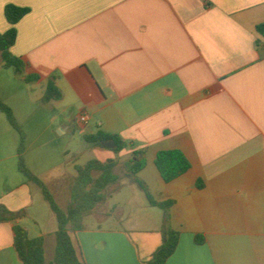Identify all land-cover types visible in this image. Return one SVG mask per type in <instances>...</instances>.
I'll list each match as a JSON object with an SVG mask.
<instances>
[{
  "label": "crops",
  "instance_id": "1",
  "mask_svg": "<svg viewBox=\"0 0 264 264\" xmlns=\"http://www.w3.org/2000/svg\"><path fill=\"white\" fill-rule=\"evenodd\" d=\"M6 5L29 9L10 50L28 67L14 79L38 90L49 126L82 144L78 151L61 148L55 174L44 178L34 164L41 155L28 162L24 137L28 170L68 206L75 176L69 169L75 172L82 154L117 162V182L86 216L96 223L84 222L74 235L81 261L146 264L171 228L179 240L164 264H264V40L255 33L264 0H0V33L10 27ZM32 74L39 81L25 83ZM48 81L59 100L42 101ZM0 98L17 125V112L30 113L24 97L17 109ZM80 114L88 117L84 127ZM14 131L0 113V204L20 214L0 223V264H22L14 224L30 239L43 238L50 264L56 218L18 172ZM78 131L118 135L126 148L111 154ZM170 150L181 152L190 169L165 183L154 159ZM134 153L145 166L130 177L121 163ZM137 182L155 201H172L171 208L151 207Z\"/></svg>",
  "mask_w": 264,
  "mask_h": 264
},
{
  "label": "trees",
  "instance_id": "2",
  "mask_svg": "<svg viewBox=\"0 0 264 264\" xmlns=\"http://www.w3.org/2000/svg\"><path fill=\"white\" fill-rule=\"evenodd\" d=\"M29 13L28 8H21L14 5H6L3 9V16L10 26L7 31L0 33V61L4 69L12 68L17 76H21L28 64L21 58L13 56L10 52L16 40V24ZM255 33L264 40V22L255 26ZM264 58V50L261 51ZM39 76L32 74L25 76V83H34L39 81ZM60 92L55 88L52 81L45 85L42 101L59 100ZM0 113L3 114L8 124L18 133L19 141L17 146V169L18 172L29 181L36 185L43 199L48 204L54 214L57 223V230L54 235L55 246L54 254L50 264H84L81 261L75 242L74 235L79 231L86 229V216L93 209L105 200V190L109 185L115 184L118 176L114 174V168L117 166L115 160H108L101 163L97 160H90L84 165H77L74 168L75 176L72 179L69 190V204L66 209H60L54 202L50 193L46 190L42 182L35 177L26 167L22 154L24 151V136L21 133L11 108L0 98ZM84 140L87 143L101 145L103 142L111 141L114 143L113 151L119 152L126 148L125 143L118 135L104 134L97 132L95 134H84ZM154 165L165 183H169L190 169V164L181 152L176 150L160 151L156 154ZM122 169L127 176L134 177L145 166V159L142 154L134 153L131 158L121 163ZM143 190L148 204L151 207L167 211L173 205L172 201L157 202L147 192L146 188L140 182H137ZM198 189L201 184H196ZM20 214H11L0 204V223L13 221ZM14 249L18 259L22 264H45L44 259V240L41 237L30 239L25 229L20 225L12 226ZM179 240L178 232L168 228L166 230V241L156 249L146 264H164L174 252ZM196 243L203 242V238L196 237Z\"/></svg>",
  "mask_w": 264,
  "mask_h": 264
},
{
  "label": "rangeland",
  "instance_id": "3",
  "mask_svg": "<svg viewBox=\"0 0 264 264\" xmlns=\"http://www.w3.org/2000/svg\"><path fill=\"white\" fill-rule=\"evenodd\" d=\"M15 76L17 75L14 73L12 68L4 69L0 65V95L6 101L12 103L16 109L18 108L17 105L19 104V98L24 97L25 107H29L30 113H28V115L25 114L22 116L19 112L17 113L19 115L18 117H20V124H18L19 129L23 136L27 138L28 144H31L27 150L28 162L32 163L31 160L35 157V155H41V161H34L36 168L41 170V175L44 178L48 175H54L61 148L68 146L70 150L78 151L82 148V144L79 141L80 139H77V141H69L67 136L63 137L59 135L58 130L55 128V124L49 126L48 117L51 113L49 114L46 112L43 105H41V103L36 100L38 90L26 91L24 83L14 79ZM12 134L14 140L13 149L16 151L19 136L15 131ZM84 134L85 133L83 131H78L77 137L82 138ZM108 152L113 154L114 151L109 149ZM90 159H94V156L87 152L82 154L76 162L78 165H84ZM69 173H73V175H75V172L70 169ZM118 173H121L120 169L118 170ZM45 188L50 193L57 206L62 210L66 209V204H64L62 200H59L55 196L51 187L47 188L45 186ZM43 202L44 201H41V204H45L44 208L47 212H49L50 209L48 204ZM109 204L110 205L108 207L111 209L110 206L113 204V201H111ZM37 206L38 205H35L34 208ZM85 223L88 226H91L93 223H96V221H94L92 218H88L86 219ZM53 249L54 246H52V248H46L47 257L53 258Z\"/></svg>",
  "mask_w": 264,
  "mask_h": 264
},
{
  "label": "built area",
  "instance_id": "4",
  "mask_svg": "<svg viewBox=\"0 0 264 264\" xmlns=\"http://www.w3.org/2000/svg\"><path fill=\"white\" fill-rule=\"evenodd\" d=\"M78 122L80 123V125H82L83 127L87 125L88 123V117L85 114H80L78 117Z\"/></svg>",
  "mask_w": 264,
  "mask_h": 264
},
{
  "label": "water",
  "instance_id": "5",
  "mask_svg": "<svg viewBox=\"0 0 264 264\" xmlns=\"http://www.w3.org/2000/svg\"><path fill=\"white\" fill-rule=\"evenodd\" d=\"M101 146L104 147V148H106V149H113L114 143L111 142V141L103 142V143H101ZM164 241H165V236H164Z\"/></svg>",
  "mask_w": 264,
  "mask_h": 264
}]
</instances>
